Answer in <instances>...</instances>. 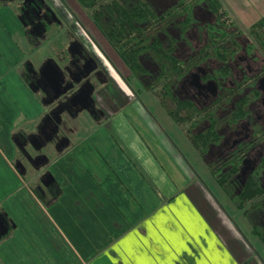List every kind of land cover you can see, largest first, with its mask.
<instances>
[{
  "label": "crops",
  "instance_id": "crops-1",
  "mask_svg": "<svg viewBox=\"0 0 264 264\" xmlns=\"http://www.w3.org/2000/svg\"><path fill=\"white\" fill-rule=\"evenodd\" d=\"M260 1L225 0L230 8ZM21 31L16 4L1 3L0 264H264V247L251 230L264 218L235 208L149 93L133 104L103 102V118L90 119L59 153L45 150L47 164L32 169L27 163L21 174L14 162L25 161L13 135L36 134L47 110L22 65L59 53L51 37L35 52ZM108 70L126 94L121 78ZM19 98L42 103L40 119L22 108L8 125L5 108L21 106ZM34 178L37 192L27 183Z\"/></svg>",
  "mask_w": 264,
  "mask_h": 264
},
{
  "label": "flooded vegetation",
  "instance_id": "flooded-vegetation-1",
  "mask_svg": "<svg viewBox=\"0 0 264 264\" xmlns=\"http://www.w3.org/2000/svg\"><path fill=\"white\" fill-rule=\"evenodd\" d=\"M4 2L14 6L16 4L22 29L19 36L31 49L37 52L42 40L51 37V47L59 51L54 59L46 58L35 64L33 58H30L22 65L26 79L32 87L39 90L42 100L47 104L42 124L36 134L25 136V140L21 138L23 145L27 144L33 149L28 161L22 163L21 160H16L18 166L25 171L24 166L27 163L35 169L50 161V157L44 153L45 150H60L68 145L70 141L67 136L81 128L75 121L82 115L94 121L106 115L103 102L98 103L97 98L105 96L109 99L108 90L111 86L114 88L115 83L106 69H103L101 59L112 72L113 67L122 81L126 77L111 63L100 43L91 37L66 0H0V4ZM205 10L217 22L215 26H205L204 47L207 44L212 47L204 50L202 47L197 52L189 50L185 61L189 60L192 65L184 76L175 81L172 91L177 99L190 101L195 110L205 111L209 117L198 120L193 132L199 133L210 128L219 138L208 145L204 157L207 163L221 165L222 172L225 173H230L234 165L237 166L229 183L232 194L239 192L248 179L255 180L259 187L264 188V36L262 32L258 38L249 34L248 38L241 33H226L225 36L232 40L214 42L218 37L224 36L218 32L223 27L212 13L206 8ZM57 11L66 13L67 21H72V24L63 23ZM208 27L215 29L214 39ZM80 34L85 41L80 38ZM60 36L63 38L61 43ZM213 42L216 43V48H213ZM228 45L231 48H227ZM174 55L176 56V47ZM142 57L144 54L141 62ZM44 68L60 72L62 84L73 85L74 92H78L75 101L80 102L71 101L69 98L53 101L54 96L61 90L60 82L55 84L44 80L40 74V70L43 71ZM144 68L148 73L145 77H137V84H144L151 78L148 69L145 66ZM88 92H91L90 98L84 103L81 102ZM145 92L149 93L141 89V95ZM204 159L201 158L205 163ZM256 212L264 218V211L261 209L250 213ZM256 222L264 226L260 217ZM262 228L259 230L264 231V227Z\"/></svg>",
  "mask_w": 264,
  "mask_h": 264
},
{
  "label": "trees",
  "instance_id": "trees-1",
  "mask_svg": "<svg viewBox=\"0 0 264 264\" xmlns=\"http://www.w3.org/2000/svg\"><path fill=\"white\" fill-rule=\"evenodd\" d=\"M74 1L88 11L89 19L99 35L128 70V77H131L136 82L138 81L137 77H145L148 72L141 62V56L145 52H150L154 56L153 58L158 64V74L154 78H149V81L144 84H139L138 82L137 90L127 81V78L122 79L139 101L141 89L151 93L170 120L181 131L196 154L204 159L208 145L219 140V138H217L215 132L210 128L199 133L193 132L194 125L198 120L203 118L208 119L209 117H207L205 111L199 112L195 110L190 101L179 100L174 96L172 88L175 81L184 76L186 70L192 64L189 60L182 62L176 58L174 55L175 41L170 36L166 37L164 34L166 26L178 15L183 16L184 21L181 23V30L185 33L191 22L190 14L193 11V7L199 6L198 4H203L219 20L218 24L225 28L227 24L221 18L223 7L221 0H179L176 5L162 13L158 12L150 0ZM223 28L218 32H220L219 35L224 36L218 37V40L214 42H229V40H232L229 36L226 37L229 33L226 34ZM208 30L214 39L216 37L213 33L215 29L208 27ZM263 30L264 14L249 25L248 34L254 38H258L261 36L260 33ZM160 33L168 39L167 42L162 41L158 37ZM239 33L241 32L237 30L233 34H230L235 35ZM214 42L213 48H216V43ZM210 47H212L211 44H207L203 50ZM227 48H231V46L228 45ZM201 57L204 58V56ZM21 138L24 137L19 134L13 135L15 146L20 147L24 161H28V157L31 154L23 146ZM53 152L56 153V150ZM57 152L59 153V150ZM205 163L214 181L243 216L256 209L264 211V188L259 187L255 180L248 179L239 192L232 194L229 183L232 181V173L237 170V166L234 165L230 173H225L222 172L221 165H212L207 163L206 160ZM16 168L21 174L25 173L21 167L17 166ZM40 183L47 186L41 179ZM32 189L37 192L36 188ZM251 230L252 234L260 240L264 247V231L259 230V228L253 225L251 226Z\"/></svg>",
  "mask_w": 264,
  "mask_h": 264
},
{
  "label": "rangeland",
  "instance_id": "rangeland-1",
  "mask_svg": "<svg viewBox=\"0 0 264 264\" xmlns=\"http://www.w3.org/2000/svg\"><path fill=\"white\" fill-rule=\"evenodd\" d=\"M154 7L158 10V12L162 13L172 6L176 5L179 0H150ZM60 2V0H59ZM66 2L69 4V6L72 8L73 12L76 13L78 19L81 21V23L86 27L87 31L91 35L93 39H95L98 43L102 44L104 47L101 46L103 51L107 54L109 57L111 63L116 66L118 69H121L119 60L117 57H115L114 52L107 47V44L103 40V38L99 35L97 32L96 28L93 26L91 20L89 19V13L85 9H83L81 6H79L76 2L72 0H66ZM223 7H222V15L221 18L222 20L227 24L226 27L223 29L226 33H234L235 31L239 30L241 34H243L245 37H248V27L251 25L257 18L262 16L264 14V1H260L258 4L257 2H245V3H236L232 4L233 7H229L228 3L225 2V0H221ZM240 8V9H239ZM236 10V11H235ZM63 11V9H62ZM61 21L63 23H70L72 24V21H67V15L62 14L60 11H57ZM193 12V13H192ZM191 12V22L187 28V31L184 33L181 30V23L184 21L183 16H175L173 20L166 26L165 28V36L172 38L175 41V47H176V57L179 59L185 61L187 59V55L190 49H193L194 52H197V50L201 49L205 45V32H206V25H212L215 26L217 22L213 17H210V15L207 13L205 10V7L200 5V6H195L193 7V11ZM236 12L240 15V17L236 14ZM232 23V24H231ZM83 35V34H82ZM262 36H264V30L262 31ZM158 37L161 38L162 41L167 42L168 39L161 35L158 34ZM80 38L84 40V38L80 34ZM249 38V37H248ZM16 39V36H15ZM100 42H99V40ZM63 41V38L60 36L59 37V42ZM85 41V40H84ZM25 48V47H24ZM196 48V51H195ZM28 49L25 48V51ZM114 54V55H113ZM102 56V54H101ZM99 57V56H98ZM154 56L150 52H145L144 57H142L143 60V65L148 69L151 75V79L154 78L158 74V64L153 58ZM100 58V57H99ZM101 63L103 64V69L107 72H109L107 63L101 59ZM107 65H106V64ZM110 66V65H109ZM113 72L117 75L115 70L112 67ZM124 71V69H123ZM125 72V71H124ZM112 74V72L110 71ZM127 73L125 72V75ZM129 75V73H128ZM118 76V75H117ZM127 81L131 83V85L134 87V89L137 88V82L134 81L131 77L126 76ZM114 82V81H113ZM115 83V82H114ZM124 83V82H123ZM120 84V83H119ZM125 84V83H124ZM121 85V84H120ZM127 88V89H126ZM127 93L125 94L124 90L119 89L114 86V88L111 86V89L108 90V96L111 97V100L106 99L105 96H100L97 98V102L99 103L100 101L104 103H108L112 101V105L119 106L122 105V103H125L128 101L129 104H131L135 99V96L133 95L132 91L129 89V86L127 85L124 88ZM7 92L13 93L11 89H7ZM29 92V91H28ZM150 96H153L151 93H149ZM104 95V94H103ZM122 97V98H120ZM117 99H124V100H117ZM35 100V99H34ZM137 100V99H136ZM19 102L21 103L20 105H15L14 107L7 106L5 108L7 110V118L9 119L8 125L11 123L12 126L15 124V118L17 117L18 113L23 111L22 108L27 112L29 117H37L40 119V113L42 110V103L39 101L35 102L33 104L27 103V100L25 98H19ZM128 104V105H129ZM133 104V103H132ZM3 109L0 110V112ZM84 114V113H83ZM35 120H38V119ZM90 118L86 115H82L78 121H76V124H80L81 128L82 125H86L87 122L89 121ZM7 125V127H8ZM11 126V127H12ZM70 134L69 132H67ZM183 135V134H182ZM184 137V136H183ZM10 132H9V141L10 140ZM185 140V139H184ZM186 141V140H185ZM184 141V142H185ZM31 182H30V181ZM28 184L33 185L36 189L39 185L37 182V179H29ZM252 215V214H250ZM252 218V216L250 217ZM262 228V227H260ZM263 229V228H262Z\"/></svg>",
  "mask_w": 264,
  "mask_h": 264
},
{
  "label": "water",
  "instance_id": "water-1",
  "mask_svg": "<svg viewBox=\"0 0 264 264\" xmlns=\"http://www.w3.org/2000/svg\"><path fill=\"white\" fill-rule=\"evenodd\" d=\"M53 16L56 19V16L54 14H53ZM58 23H60V22L58 21ZM40 74H42L44 80H47L49 82L50 81L54 82L55 84L60 82L61 90L59 91V93L56 96H54L53 101L57 100L58 98H60L62 100H66V99L69 98L71 101L78 102V103L80 102V101H75V99L78 97V92H74V88H73L74 86L73 85L70 86V85L62 84L63 83V79L61 77V73L60 72H58V71H49L48 68L47 69L44 68L43 71L40 70ZM90 95H91V92L90 93L88 92V94H86V96L83 97L81 102H83V103L86 102L90 98ZM43 106L47 107V104L44 102ZM15 166L16 167L18 166V163L16 161H15Z\"/></svg>",
  "mask_w": 264,
  "mask_h": 264
}]
</instances>
